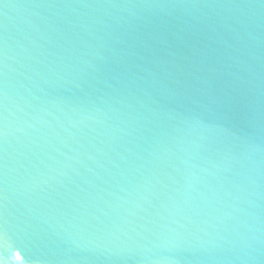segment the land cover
I'll return each instance as SVG.
<instances>
[{
  "label": "water",
  "instance_id": "water-1",
  "mask_svg": "<svg viewBox=\"0 0 264 264\" xmlns=\"http://www.w3.org/2000/svg\"><path fill=\"white\" fill-rule=\"evenodd\" d=\"M0 264H264V0H0Z\"/></svg>",
  "mask_w": 264,
  "mask_h": 264
}]
</instances>
